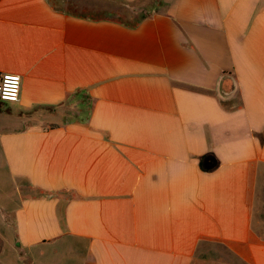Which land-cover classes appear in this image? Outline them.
I'll return each instance as SVG.
<instances>
[{"label":"crops","instance_id":"obj_1","mask_svg":"<svg viewBox=\"0 0 264 264\" xmlns=\"http://www.w3.org/2000/svg\"><path fill=\"white\" fill-rule=\"evenodd\" d=\"M3 74L0 264H264V0H0Z\"/></svg>","mask_w":264,"mask_h":264},{"label":"built area","instance_id":"obj_2","mask_svg":"<svg viewBox=\"0 0 264 264\" xmlns=\"http://www.w3.org/2000/svg\"><path fill=\"white\" fill-rule=\"evenodd\" d=\"M10 78H14V87L9 92ZM22 90V77L17 74H3L0 76V101L1 102H17L20 98Z\"/></svg>","mask_w":264,"mask_h":264},{"label":"snow or ice","instance_id":"obj_3","mask_svg":"<svg viewBox=\"0 0 264 264\" xmlns=\"http://www.w3.org/2000/svg\"><path fill=\"white\" fill-rule=\"evenodd\" d=\"M13 87H14V78H10V81H9V92L10 93H11Z\"/></svg>","mask_w":264,"mask_h":264},{"label":"trees","instance_id":"obj_4","mask_svg":"<svg viewBox=\"0 0 264 264\" xmlns=\"http://www.w3.org/2000/svg\"><path fill=\"white\" fill-rule=\"evenodd\" d=\"M51 127H56V125H53V126H51Z\"/></svg>","mask_w":264,"mask_h":264},{"label":"rangeland","instance_id":"obj_5","mask_svg":"<svg viewBox=\"0 0 264 264\" xmlns=\"http://www.w3.org/2000/svg\"><path fill=\"white\" fill-rule=\"evenodd\" d=\"M8 104H11V103H8Z\"/></svg>","mask_w":264,"mask_h":264}]
</instances>
